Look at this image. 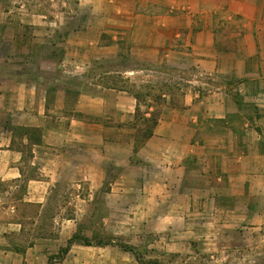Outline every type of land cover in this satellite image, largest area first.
Masks as SVG:
<instances>
[{
	"label": "crops",
	"instance_id": "0c3cea01",
	"mask_svg": "<svg viewBox=\"0 0 264 264\" xmlns=\"http://www.w3.org/2000/svg\"><path fill=\"white\" fill-rule=\"evenodd\" d=\"M58 13L37 16L50 46L30 57L21 31L8 48L0 11V264H128L122 248L73 240L96 206L99 221L122 209L167 254L264 238V0ZM113 62L130 66L97 68ZM155 77L158 100L134 85Z\"/></svg>",
	"mask_w": 264,
	"mask_h": 264
},
{
	"label": "rangeland",
	"instance_id": "374dc122",
	"mask_svg": "<svg viewBox=\"0 0 264 264\" xmlns=\"http://www.w3.org/2000/svg\"><path fill=\"white\" fill-rule=\"evenodd\" d=\"M75 0H0V11H10V19L12 22L11 28L7 29V37L13 39L11 45L8 48H12V52L17 51V41H15V36L18 35L19 31L24 33V44L21 46V50L25 47L26 52L30 57H38L46 49H49L50 46V34L51 32L47 29H40L41 25H46L40 21L41 18L37 17L42 14L45 17L43 18L47 22L50 20H64L65 15L57 12L64 11L68 9L69 6L74 4ZM64 16V18H63ZM60 18V19H59ZM20 22V23H19ZM27 23L26 27L19 28L17 24ZM34 23V24H33ZM34 26L37 27L34 28ZM7 50V43L3 44L0 54H4ZM130 66L128 62L120 63H108L102 67H97L98 70L107 69V70H122ZM35 65H29V68L34 69ZM141 68V66H139ZM163 70V69H161ZM112 75V74H111ZM115 74L109 79L105 78V81L111 83L112 81H118V78H115ZM138 81V82H137ZM143 81V82H141ZM147 78L138 79L134 82L136 85L140 86L138 90L145 91L146 87L149 89L151 86L155 91L152 96L154 100H158L159 92L158 90L163 89V79L160 78ZM145 92H141L144 94ZM105 208L102 206H96L93 212V220L90 222H83L80 226L79 235L83 239L86 237L94 245L98 242H104L107 245L108 251L111 247H116L117 251L121 248L118 246V243H125L135 246L138 251L141 253L142 257L147 260H157L162 264H264V238H251L244 240L241 237H234L231 241V245L235 247L234 250L227 251V243L219 245L220 250L218 251H209L216 248L208 246H194L190 252L182 254H167L163 252L162 249L158 248L156 244L159 239L154 236L148 237L146 234V229L142 227V223H129L127 214L122 211V209H117L114 214L111 216L107 215L106 218L111 220L99 221V215L103 214ZM223 239L220 240V242ZM108 252L107 256L113 258L114 252ZM123 263L134 262V256L130 252H122ZM109 261V258H108Z\"/></svg>",
	"mask_w": 264,
	"mask_h": 264
},
{
	"label": "trees",
	"instance_id": "16d2710c",
	"mask_svg": "<svg viewBox=\"0 0 264 264\" xmlns=\"http://www.w3.org/2000/svg\"><path fill=\"white\" fill-rule=\"evenodd\" d=\"M73 240L75 241H79L81 243H83L84 245H94V243H92L89 239H87L86 237L83 239L80 236H74ZM95 245H106V243L104 242H98ZM118 246L120 248H122L124 251L130 252L131 254H133L135 260L139 263V264H162L161 262L157 261V260H145L141 253L138 251V249L133 246V245H129V244H125V243H118ZM66 251V250H65Z\"/></svg>",
	"mask_w": 264,
	"mask_h": 264
}]
</instances>
